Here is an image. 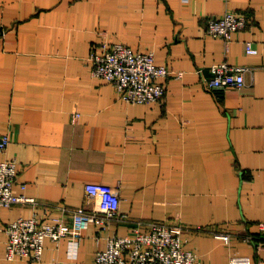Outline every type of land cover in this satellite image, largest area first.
<instances>
[{
    "label": "crops",
    "instance_id": "obj_1",
    "mask_svg": "<svg viewBox=\"0 0 264 264\" xmlns=\"http://www.w3.org/2000/svg\"><path fill=\"white\" fill-rule=\"evenodd\" d=\"M227 11L251 17L228 42L207 30ZM104 42L153 51L175 71L164 95L122 100L93 73ZM221 61L248 65L246 84L209 89ZM3 135L0 160L17 161L13 191L36 202L1 207L0 264H98L109 236L153 222L180 224L198 264L234 255L264 263V0H0ZM90 182L119 191L120 216L107 229L47 238L39 259L6 257L10 222L71 224Z\"/></svg>",
    "mask_w": 264,
    "mask_h": 264
},
{
    "label": "built area",
    "instance_id": "obj_2",
    "mask_svg": "<svg viewBox=\"0 0 264 264\" xmlns=\"http://www.w3.org/2000/svg\"><path fill=\"white\" fill-rule=\"evenodd\" d=\"M251 17L247 13L227 11L222 16L208 18V32L231 41L233 33L244 29ZM246 52L258 53L252 41H246ZM93 73L111 83L118 96L128 103H143L159 100L166 91V80L174 73L166 64L155 60L153 51H136L124 43L102 44V51L91 54ZM248 65L232 64L228 61L215 63L211 67L213 77L206 80L209 89L242 87L246 84ZM178 76L183 72L179 71ZM10 142L9 135L0 138V151ZM17 177V161L0 160V209L22 202H36L34 197L17 194L13 183ZM89 203L73 209L72 223L63 217L54 222H43L37 215L19 217L10 222L5 230L8 235L6 257L39 259L47 238L60 240L70 237L71 242L80 238L88 227L107 229L120 216V195L116 187L102 182H90L85 186ZM134 235H111L107 248L96 254L98 264H198V254L185 249L183 227L176 223L153 222L149 232L135 229ZM217 237L230 240V234L217 232ZM231 264H252L247 256L234 255ZM264 264V263H261Z\"/></svg>",
    "mask_w": 264,
    "mask_h": 264
}]
</instances>
